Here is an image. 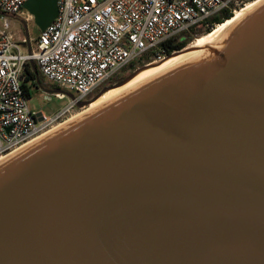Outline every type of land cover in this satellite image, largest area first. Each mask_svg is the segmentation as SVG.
Returning <instances> with one entry per match:
<instances>
[{
	"label": "water",
	"instance_id": "obj_1",
	"mask_svg": "<svg viewBox=\"0 0 264 264\" xmlns=\"http://www.w3.org/2000/svg\"><path fill=\"white\" fill-rule=\"evenodd\" d=\"M198 51L0 162V264H264V0Z\"/></svg>",
	"mask_w": 264,
	"mask_h": 264
},
{
	"label": "built area",
	"instance_id": "obj_2",
	"mask_svg": "<svg viewBox=\"0 0 264 264\" xmlns=\"http://www.w3.org/2000/svg\"><path fill=\"white\" fill-rule=\"evenodd\" d=\"M26 1L0 0V162L64 124L78 103L114 83L123 68L136 70L140 58H147V65L163 60V41L196 25L211 28L214 17L224 11L235 16L249 2L57 0L56 18L32 44L11 27L10 18L33 20L23 10ZM32 65L41 79L77 94L52 116L28 108L23 84Z\"/></svg>",
	"mask_w": 264,
	"mask_h": 264
},
{
	"label": "bare ground",
	"instance_id": "obj_3",
	"mask_svg": "<svg viewBox=\"0 0 264 264\" xmlns=\"http://www.w3.org/2000/svg\"><path fill=\"white\" fill-rule=\"evenodd\" d=\"M263 0H256L253 1L252 3H249L246 5L245 8H243L241 11H237L235 16H233L230 20L226 21L223 24L217 25L216 29H213L211 32L208 34H205L195 41L186 49L183 51L176 53V55H173L169 59L164 61H161L158 65L153 66V67H147L144 69L140 74H138L135 78H133L130 82H128L126 85L119 87V88H112L108 92H106L103 96L100 98L96 99L95 101H91L87 107H84L83 109L80 110V113L72 116L69 118L64 124L71 122L72 120H75L79 118L80 116L100 107L101 105L107 103L108 101L114 99L115 97L119 96L120 94L127 92L136 86L148 81L149 79L167 71L168 69L172 68L173 66L180 64L181 62H184L187 59L192 58L195 56L197 53H199V49L210 45L217 39H219L225 32L226 30L230 27L232 23H234L238 18H240L245 12L249 11L253 7H255L257 4H259ZM64 124L60 125L63 126ZM59 126V127H60ZM56 127L55 129L59 128ZM53 129V130H55ZM52 130V131H53Z\"/></svg>",
	"mask_w": 264,
	"mask_h": 264
},
{
	"label": "rangeland",
	"instance_id": "obj_4",
	"mask_svg": "<svg viewBox=\"0 0 264 264\" xmlns=\"http://www.w3.org/2000/svg\"><path fill=\"white\" fill-rule=\"evenodd\" d=\"M249 3H252V2H248L247 5ZM10 19L12 21L11 27H12L13 32L17 33V35L21 39L26 38V39L32 40L31 42L33 44L34 40L37 38L38 33H39V30L35 27L33 20L31 22L25 23L22 18H10ZM214 29H216V27ZM203 35H205V34L195 36V38L192 40V42L189 45H191L193 43V41H195L196 39H198L199 37H201ZM138 64H140V62H139V60L138 61L136 60V65H138ZM145 65H147V64H145ZM145 65H143V66H145ZM140 67H142V66H139V68ZM132 72L133 71L129 66L120 70L116 75L115 82L99 89L97 91V93L94 94V96L91 98V100L89 102H91L92 99L103 88H106V87L113 88L114 86H116L118 83H120L124 78H126ZM41 81H42V83H41L42 88H38V87L34 86V87H31L29 89V97L27 98V105H28L29 110L33 114L43 112L47 116H52V115L56 114L57 112H59V110H61L64 106H66L69 103V101H71V98H69L67 95H71L72 97L77 96V94L75 92H73L69 89H59L56 86H54L53 84H51V83H49L43 79H41ZM55 90H60L64 94H57L54 92ZM46 96L50 97L49 101H47L45 99ZM85 107H87V105ZM83 108L84 107L79 108L78 106H76L75 110L72 112L71 115L74 116V115L80 113V110Z\"/></svg>",
	"mask_w": 264,
	"mask_h": 264
},
{
	"label": "trees",
	"instance_id": "obj_5",
	"mask_svg": "<svg viewBox=\"0 0 264 264\" xmlns=\"http://www.w3.org/2000/svg\"><path fill=\"white\" fill-rule=\"evenodd\" d=\"M256 0H249V2H253ZM232 14L230 12L224 11L218 16L214 17L212 20L209 21L211 24V28H215L214 26L223 24L224 22L230 20L232 18ZM211 28H207L206 30H201V25H196L191 27L188 31L182 32L178 35L172 36L168 38L167 40L163 41L160 44V47L165 51V55L169 56L174 52H181L184 50L195 38V36L202 35V34H208L209 32L212 31ZM140 65L143 66L149 62L147 58H140L139 59ZM34 69L37 71L36 66L32 65V69L26 70V79L23 84V89L25 92L26 97H29V89L31 87H38L41 86V77L39 76V73L37 71V76L34 73ZM38 80L39 84H35L32 81L33 80ZM42 87V86H41Z\"/></svg>",
	"mask_w": 264,
	"mask_h": 264
}]
</instances>
